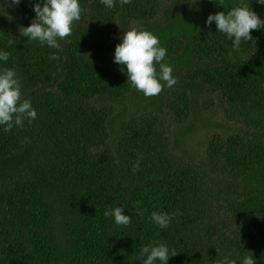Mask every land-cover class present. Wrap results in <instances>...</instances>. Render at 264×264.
<instances>
[{"label": "trees", "instance_id": "1", "mask_svg": "<svg viewBox=\"0 0 264 264\" xmlns=\"http://www.w3.org/2000/svg\"><path fill=\"white\" fill-rule=\"evenodd\" d=\"M37 3L0 0V70H15L37 112L0 125V264H142L158 242L177 253L166 264H242L249 251L264 264V27L239 52L205 23L247 3L264 20V4L79 0L85 11L60 51L20 34ZM133 27L167 49L177 83L158 96L114 62ZM114 207L130 224L105 217ZM152 212L175 215L161 228Z\"/></svg>", "mask_w": 264, "mask_h": 264}, {"label": "clouds", "instance_id": "2", "mask_svg": "<svg viewBox=\"0 0 264 264\" xmlns=\"http://www.w3.org/2000/svg\"><path fill=\"white\" fill-rule=\"evenodd\" d=\"M119 2L124 5L131 0H119ZM19 3L20 0H11V5ZM101 3L108 8L115 6V0H101ZM257 3L264 4V0H257ZM33 11L35 18L29 26L20 28L21 36L62 51L58 40L72 35L73 24L81 19L85 9H82L79 0H43L42 6L39 3L33 5ZM213 22L217 31L233 40V49L239 52L243 41L253 39L251 31L264 27V20H261L250 8L249 3L233 7L227 12L209 14L205 23L211 25ZM166 54L167 49L160 46V40L156 35L133 27L123 33L121 43L116 45L114 62L126 66L127 80L145 97L151 98L158 96L165 86L172 87L177 83V79L172 74L173 68L163 62ZM8 58V52H0V60L7 61ZM58 58L55 54L50 57V59ZM36 118L37 112L32 107L31 101L23 98L15 70L12 68L0 70V125L4 126L5 131H10L13 125L22 127L25 120L30 124ZM139 167L138 159L133 171L138 170ZM104 215L113 217L117 225L126 226L131 222V218L123 214L122 207L106 209ZM172 215L166 212H152L151 219L154 224L165 228L170 224ZM249 253L244 257L242 264H255L252 253L250 251ZM176 254L175 250L170 252L166 244L158 242L156 246L143 247L137 259L143 258L142 264H156V261L166 264L169 257ZM219 264H236V261L225 257Z\"/></svg>", "mask_w": 264, "mask_h": 264}, {"label": "rangeland", "instance_id": "3", "mask_svg": "<svg viewBox=\"0 0 264 264\" xmlns=\"http://www.w3.org/2000/svg\"><path fill=\"white\" fill-rule=\"evenodd\" d=\"M214 97V95L212 96V98ZM203 130L202 129H198L195 130L194 132H192L191 136L195 138L194 142H193V146H192V140H191V146L192 151L197 150L195 153L202 151L203 150V142L201 140V136H202ZM196 144V145H195ZM190 146V147H191ZM190 147L188 146V148L190 149Z\"/></svg>", "mask_w": 264, "mask_h": 264}]
</instances>
